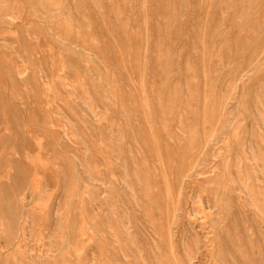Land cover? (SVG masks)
I'll use <instances>...</instances> for the list:
<instances>
[{
	"label": "rangeland",
	"instance_id": "374dc122",
	"mask_svg": "<svg viewBox=\"0 0 264 264\" xmlns=\"http://www.w3.org/2000/svg\"><path fill=\"white\" fill-rule=\"evenodd\" d=\"M23 102L62 137L0 117V264H264V0H0Z\"/></svg>",
	"mask_w": 264,
	"mask_h": 264
},
{
	"label": "crops",
	"instance_id": "0c3cea01",
	"mask_svg": "<svg viewBox=\"0 0 264 264\" xmlns=\"http://www.w3.org/2000/svg\"><path fill=\"white\" fill-rule=\"evenodd\" d=\"M64 103V102H63ZM62 110V116L68 117L64 111V108L58 104L56 108ZM4 110V111H3ZM1 114L0 117L3 120H10L8 123L3 121L4 124H10L11 126H20L23 133L19 134H4L1 137H30L29 142L31 148H36V150L29 157L34 159L38 158L41 154V150L38 149L40 137H62L60 134L59 125H56V122L51 116L53 129H44V124L46 123L47 115L43 112V108L37 102H23L20 104L9 103L5 105V108H0ZM48 124V122L46 123ZM106 137V135H105ZM37 165V164H36Z\"/></svg>",
	"mask_w": 264,
	"mask_h": 264
},
{
	"label": "bare ground",
	"instance_id": "6f19581e",
	"mask_svg": "<svg viewBox=\"0 0 264 264\" xmlns=\"http://www.w3.org/2000/svg\"><path fill=\"white\" fill-rule=\"evenodd\" d=\"M249 18V17H248ZM258 62H259V60H258ZM256 65H257V63H256ZM256 70V69H255ZM254 73V72H253ZM215 74V73H214ZM219 75V74H218ZM246 75H247V73H246ZM249 75V74H248ZM216 78V77H215ZM239 82V81H238ZM237 87V86H236ZM238 89H239V87H238ZM231 101H233V100H231ZM226 102V101H225ZM226 104H227V102H226ZM228 105H231V104H228ZM227 107V106H226ZM144 114H146V113H144ZM149 114V113H148ZM149 115H151V114H149ZM152 116V115H151ZM145 117H147V116H145ZM148 118V117H147ZM146 118V119H147ZM209 119V118H208ZM229 121V120H228ZM151 122V121H150ZM149 122V123H150ZM205 122V121H204ZM230 123V122H229ZM152 125V124H151ZM228 128H231V127H228ZM224 129V128H223ZM220 130V129H219ZM226 130H227V128H226ZM231 130V129H230ZM218 131V130H217ZM221 132H223V130H220ZM219 132V131H218ZM227 133V132H226ZM225 134V133H224ZM218 135V134H217ZM216 135V136H217ZM213 136V135H212ZM216 142H217V140H216ZM214 143V142H213ZM185 153V152H184ZM221 156V155H220ZM209 158V157H208ZM200 162V161H199ZM180 168V167H179ZM181 169V168H180ZM179 173V172H178ZM166 175H167V173H166ZM187 176H189V175H187ZM189 178V177H188ZM192 178V177H191ZM173 179V178H172ZM190 179V178H189ZM168 182V181H167ZM182 184V183H181ZM184 188V187H183ZM179 194V193H178ZM182 194V193H181ZM182 196V195H181ZM170 227H171V225H170ZM170 230V229H169Z\"/></svg>",
	"mask_w": 264,
	"mask_h": 264
}]
</instances>
